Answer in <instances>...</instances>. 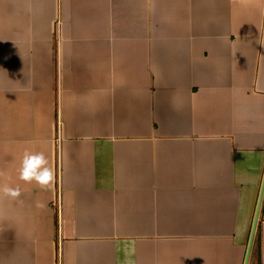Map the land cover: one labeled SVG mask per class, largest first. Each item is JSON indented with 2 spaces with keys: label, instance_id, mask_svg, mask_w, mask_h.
Listing matches in <instances>:
<instances>
[{
  "label": "crops",
  "instance_id": "crops-1",
  "mask_svg": "<svg viewBox=\"0 0 264 264\" xmlns=\"http://www.w3.org/2000/svg\"><path fill=\"white\" fill-rule=\"evenodd\" d=\"M26 151L54 187L19 179ZM0 171L21 190L0 199V264H244L264 0H0Z\"/></svg>",
  "mask_w": 264,
  "mask_h": 264
},
{
  "label": "clouds",
  "instance_id": "clouds-1",
  "mask_svg": "<svg viewBox=\"0 0 264 264\" xmlns=\"http://www.w3.org/2000/svg\"><path fill=\"white\" fill-rule=\"evenodd\" d=\"M18 172L20 180L26 183L35 182L42 190H49L56 183V171L49 166L48 157L42 151H26L21 159ZM2 175L4 173L0 171V176ZM20 197L21 190L19 187L0 186V199L8 198L13 201H19Z\"/></svg>",
  "mask_w": 264,
  "mask_h": 264
},
{
  "label": "water",
  "instance_id": "water-1",
  "mask_svg": "<svg viewBox=\"0 0 264 264\" xmlns=\"http://www.w3.org/2000/svg\"><path fill=\"white\" fill-rule=\"evenodd\" d=\"M263 197H264V175H263V180L261 183L260 192H259L258 199H257V204H256L253 222H252V226H251V231H250V235H249V240H248L246 255H245V259H244V264H249V261H250L252 248H253V244H254V239H255V235H256V230H257V226H258V222H259V216H260L261 206H262V202H263Z\"/></svg>",
  "mask_w": 264,
  "mask_h": 264
},
{
  "label": "built area",
  "instance_id": "built-area-1",
  "mask_svg": "<svg viewBox=\"0 0 264 264\" xmlns=\"http://www.w3.org/2000/svg\"><path fill=\"white\" fill-rule=\"evenodd\" d=\"M52 205L58 210V212L61 211V199L59 195H57L52 201Z\"/></svg>",
  "mask_w": 264,
  "mask_h": 264
}]
</instances>
